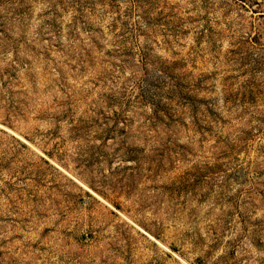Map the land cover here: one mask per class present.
Wrapping results in <instances>:
<instances>
[{
    "label": "rangeland",
    "instance_id": "1",
    "mask_svg": "<svg viewBox=\"0 0 264 264\" xmlns=\"http://www.w3.org/2000/svg\"><path fill=\"white\" fill-rule=\"evenodd\" d=\"M0 264H264V0H0Z\"/></svg>",
    "mask_w": 264,
    "mask_h": 264
}]
</instances>
